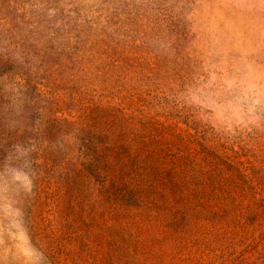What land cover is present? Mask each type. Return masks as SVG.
Wrapping results in <instances>:
<instances>
[{
    "label": "rangeland",
    "instance_id": "obj_1",
    "mask_svg": "<svg viewBox=\"0 0 264 264\" xmlns=\"http://www.w3.org/2000/svg\"><path fill=\"white\" fill-rule=\"evenodd\" d=\"M0 264H264V0H0Z\"/></svg>",
    "mask_w": 264,
    "mask_h": 264
}]
</instances>
